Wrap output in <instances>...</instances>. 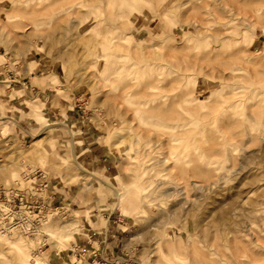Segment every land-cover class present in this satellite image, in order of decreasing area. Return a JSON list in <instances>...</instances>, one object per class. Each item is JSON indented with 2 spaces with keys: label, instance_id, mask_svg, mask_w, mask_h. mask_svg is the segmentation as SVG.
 Listing matches in <instances>:
<instances>
[{
  "label": "rangeland",
  "instance_id": "obj_1",
  "mask_svg": "<svg viewBox=\"0 0 264 264\" xmlns=\"http://www.w3.org/2000/svg\"><path fill=\"white\" fill-rule=\"evenodd\" d=\"M36 2L35 14L0 11L1 23L36 24L11 26L14 44L0 36V203L10 210V190L52 178L40 213L19 212L31 228L56 216L55 228L80 226L60 245L39 236L36 253L48 264H264V0ZM56 123L89 130L109 175L78 160L105 185L73 164ZM89 225L116 228L110 260L76 255Z\"/></svg>",
  "mask_w": 264,
  "mask_h": 264
},
{
  "label": "bare ground",
  "instance_id": "obj_2",
  "mask_svg": "<svg viewBox=\"0 0 264 264\" xmlns=\"http://www.w3.org/2000/svg\"><path fill=\"white\" fill-rule=\"evenodd\" d=\"M100 1L103 2V0H100ZM38 5L39 3H37L36 0H9L8 4L5 3V4L0 5V11L3 10L4 8H8L11 12H30L31 14H35L36 13L35 11L38 9ZM7 22L5 21L4 22L2 21V23L0 22V36L1 37L3 36L4 38H6L5 42L7 41V45H9L12 42H13L12 44H14L15 43L14 41L19 40L17 38L18 35L17 36L16 34L14 35L12 32V29L16 27L20 28L22 24L20 23V25L18 26L19 23H17V20L12 21L9 24ZM28 24L31 26V30L32 28L36 26V24L34 23L32 24L28 23ZM29 25H22V26H24L23 28H27L28 26L26 30L28 29L30 30ZM11 26L13 28H11ZM23 28L21 27L20 29L22 30ZM32 31L35 32L36 30L34 31L33 29ZM26 32L24 33L22 32L23 34L20 37L27 39L30 37L31 34H33V33H26ZM9 51L10 49L8 48V46H6L5 52H9ZM4 55L5 54L1 55L2 59H4ZM30 69H31L30 73L32 75L34 73V67L31 66ZM32 85H34V83H32ZM122 101L126 103L127 106L130 108L134 106L128 100L127 97H124ZM25 104L29 110H32V112H35V110L38 108L37 103H35L34 101L30 99H26ZM40 135H41L40 133L35 134V137H37V140L34 142V146H33L35 153H38L39 151H41V145L43 144L42 138H39ZM130 136L138 137L139 131L131 132ZM130 143L133 144L134 146V148H131V147L129 148L130 150H132L131 153L133 154L137 153L138 142L134 141ZM17 151L18 150H16V152ZM45 160L44 159L42 160L44 164H45ZM61 160L63 161V159ZM60 168H61V164L58 165V169ZM78 168L80 171L84 172L83 176H85L86 178H90L92 180H95L105 185V182L103 181L102 176L96 173H90L88 171L85 172L84 170H82V168L80 167ZM0 169H1V166H0ZM145 173L146 171L143 169L140 172V174L136 176V179L138 181L141 180V177H143ZM11 176L12 177L15 176V171L12 172ZM6 211H8V206L1 204L0 205V215H2V212H6ZM22 213L23 212H20V217H21V222H22L20 224L8 226V222L7 224H5L2 221L0 222V264H48L46 260L47 253L43 252L42 254H37L36 250L34 249V246L36 247L37 244L41 243L39 241V236L45 235L46 237H49L52 241H54L55 245H60L62 242L67 241L70 238V236H72L77 231V229L80 227L76 219L73 218L70 221L63 222V224L61 225L59 224V226L55 228L53 227V225H55L57 220H60V219H56L57 217L56 216L54 217L55 219L53 220V221L56 220L54 224L51 223L50 225L49 223L50 220L48 221L41 220L39 221L40 227L35 228L33 226V228H31L32 227L31 225L32 223L30 222L31 217L28 215H22Z\"/></svg>",
  "mask_w": 264,
  "mask_h": 264
},
{
  "label": "crops",
  "instance_id": "obj_3",
  "mask_svg": "<svg viewBox=\"0 0 264 264\" xmlns=\"http://www.w3.org/2000/svg\"><path fill=\"white\" fill-rule=\"evenodd\" d=\"M24 115L27 113L25 111ZM66 119H69L71 122L74 119L73 115H66ZM74 121V120H73ZM34 122V121H31ZM35 123V122H34ZM43 123V122H42ZM57 124V127L53 130H51V135L55 131H60L63 135H68L71 138V141L68 143V147L72 150V162L73 164L79 166L82 168L85 172L87 170L83 168L81 163L79 162L78 158L80 159L81 155H83L82 163L85 165H88L89 169L91 170H98L100 173L104 172L107 175H109L110 166L106 164L105 159L102 157L103 153L101 151V146H99L96 141L93 140L92 134H90L89 130H87L84 126L81 124H77L79 131L76 129H73V126H67L63 124ZM50 135V137H51ZM81 137V138H80ZM82 140V153H77L75 149V145L81 144ZM51 142L53 145H55V142ZM67 161H70L69 158H64ZM44 184L41 187L39 194L41 192H45V194L48 196V198H54L55 191H56V182L52 178H48L47 180H44ZM74 192V191H73ZM66 196V195H65ZM43 199H41L40 204H43ZM92 212V211H91ZM77 216V215H75ZM94 217V215H91V217ZM78 217V216H77ZM93 224H98L97 221H91ZM90 227L84 228L86 231V234H83L84 237L79 240L77 236L76 244H77V254L81 255H89L94 257H101L103 261L110 260L112 257L115 256L117 250V241L118 239L115 237L116 228H113L112 234H105L103 236H99L96 233H94L93 225H89ZM119 227V226H118Z\"/></svg>",
  "mask_w": 264,
  "mask_h": 264
},
{
  "label": "built area",
  "instance_id": "obj_4",
  "mask_svg": "<svg viewBox=\"0 0 264 264\" xmlns=\"http://www.w3.org/2000/svg\"><path fill=\"white\" fill-rule=\"evenodd\" d=\"M34 179L37 181H40L42 179V175L40 172H36L34 174ZM45 181H43L40 185L35 187L34 191L31 190H23L19 191L17 193H13L12 190L8 192L9 197L12 200L13 208L6 212H2V215H0V222H4L7 224L8 218H10V222H14L15 224H18L21 222V219L14 216V214L20 213V209H23L24 212L32 213L35 215H38L40 213V202L41 197L39 196V191L41 187L43 186ZM0 201L5 202L6 201V194L2 191H0ZM3 203H0V205ZM13 214V215H12Z\"/></svg>",
  "mask_w": 264,
  "mask_h": 264
}]
</instances>
